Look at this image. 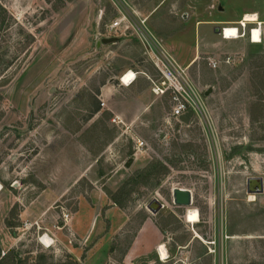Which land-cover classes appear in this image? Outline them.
I'll use <instances>...</instances> for the list:
<instances>
[{
    "label": "rangeland",
    "instance_id": "rangeland-1",
    "mask_svg": "<svg viewBox=\"0 0 264 264\" xmlns=\"http://www.w3.org/2000/svg\"><path fill=\"white\" fill-rule=\"evenodd\" d=\"M199 1L218 16V2ZM195 2L0 0V264H264L263 43L201 42L187 68L201 107L188 124L168 121L167 98L152 92L131 123L102 104L127 69L141 71L135 89L150 90L161 50L186 66L206 28L194 30ZM104 36L121 38L97 46ZM250 176L263 178L254 200ZM174 187L192 191L191 206L173 203ZM147 221L150 242L135 243Z\"/></svg>",
    "mask_w": 264,
    "mask_h": 264
},
{
    "label": "crops",
    "instance_id": "crops-1",
    "mask_svg": "<svg viewBox=\"0 0 264 264\" xmlns=\"http://www.w3.org/2000/svg\"><path fill=\"white\" fill-rule=\"evenodd\" d=\"M213 1L219 3L218 4L219 14L217 17L214 16V12L212 11V9H214V5H211L210 6L211 10L208 11L205 10L206 8H203V6H200L201 2L199 0H196L195 2V4L197 3V5H199V8L201 7V10H199V14L202 19H198L195 21L194 30L197 31V29L201 25L206 26V28L204 29L203 39H201L200 37L197 40L196 37H194V43L192 47H190L191 50H194V54L192 58L189 59V61L186 63L187 68L192 63V61L196 59V52L199 50L201 42H205V39L209 38L210 35H212L213 37H217L216 34L218 33L214 32V29L216 27L220 28L221 26H225L223 24H227V25L237 24L239 21H242V19L245 17L246 14L252 13V15L256 16L255 18L257 19V21L261 22L260 28H264V0H213ZM253 23L254 22H245V31L246 28L253 27L255 25ZM233 39H237V38H233ZM181 47L182 48L184 47L182 43H180V45L178 46L179 50L181 49ZM140 83L141 81L139 80V85H141ZM119 85L123 87L121 90H119L118 88L112 85L105 86V88L102 90L103 97L105 98L104 105H106V107H108V109L112 111L116 122L127 121L131 123L141 120L143 118V115H145L152 108L151 103L153 100V96H152L153 94L151 93L150 90H147L146 88L143 89L142 86H138V88L135 89L134 85L131 84L128 86H124L120 83ZM124 88H128V90H131L130 93L131 95L129 97H121V95L119 96L116 94V91H123ZM117 104L119 105V107ZM154 229H155V225L153 223L148 221L145 222L139 231L135 243L150 242L151 238L145 240L143 239V237L148 231L154 232Z\"/></svg>",
    "mask_w": 264,
    "mask_h": 264
},
{
    "label": "built area",
    "instance_id": "built-area-1",
    "mask_svg": "<svg viewBox=\"0 0 264 264\" xmlns=\"http://www.w3.org/2000/svg\"><path fill=\"white\" fill-rule=\"evenodd\" d=\"M122 21V17H116L112 22H110L108 25V33L110 35L116 34V31L122 27ZM243 21L244 20L239 21L237 24H229L227 26H235L239 37H248L254 28L260 29L261 22L257 21L256 18L255 20L249 21L254 22L253 24L255 25L253 27L246 28V31L245 23ZM225 27L226 26L220 27V34L222 36H224ZM151 61L157 76L153 79L147 75L151 84L150 90L156 97L167 98L169 103L167 120L183 123L180 120V116L189 110L193 112L194 116L197 110L201 107V94L199 88L191 81L187 67L181 66L165 50H161L153 55ZM209 64L212 67H215L217 65V61L210 59ZM130 70L132 71L133 76L128 79V82H126L124 77ZM140 72L141 71L138 70L127 69L119 77V82L124 86H128L137 79ZM102 104H104V102H102ZM136 144L137 147H141L143 146L144 141L138 140L136 141Z\"/></svg>",
    "mask_w": 264,
    "mask_h": 264
},
{
    "label": "water",
    "instance_id": "water-1",
    "mask_svg": "<svg viewBox=\"0 0 264 264\" xmlns=\"http://www.w3.org/2000/svg\"><path fill=\"white\" fill-rule=\"evenodd\" d=\"M184 17L186 14L183 15ZM214 32L220 34V28L216 27L214 29ZM120 36H104L101 37L100 40L97 41V46H100L101 44L111 43L119 40ZM211 92V87H209L205 91V95H208ZM193 116V112L191 110L187 111L183 115L180 116V120L188 124L191 120V117ZM134 160V155L130 156L129 160L125 162V167H129L131 162ZM246 189L248 192L251 193H258L263 191V178L261 176H250L246 180ZM171 196L172 201L177 206H190L192 204V191L188 188H182V187H174L171 190ZM163 207V204L157 199L153 198L148 204L147 208L153 212L156 213L158 210H160Z\"/></svg>",
    "mask_w": 264,
    "mask_h": 264
},
{
    "label": "bare ground",
    "instance_id": "bare-ground-1",
    "mask_svg": "<svg viewBox=\"0 0 264 264\" xmlns=\"http://www.w3.org/2000/svg\"><path fill=\"white\" fill-rule=\"evenodd\" d=\"M255 17L256 16L252 15V13L246 14L242 20H244L243 22L245 23L251 20H255ZM221 37L224 39H233V38H238L239 35H238V31L235 28V26H226L224 30V36L221 35ZM248 40L250 42L264 44V28H260V29L254 28L252 33L248 36ZM132 76H133V73L130 70L124 77V80L128 82V79L131 78ZM0 190H1V187H0ZM249 196H250V200L255 199V196L253 195V193H251V195ZM186 218H187V221L189 222H196L198 220V211L195 208H189V210L186 211ZM39 241L46 246H50L52 243L51 239L47 235L42 236ZM156 247H157L156 248L157 254L160 257V259L162 261L166 260L168 258V252H167L165 244L159 243Z\"/></svg>",
    "mask_w": 264,
    "mask_h": 264
}]
</instances>
